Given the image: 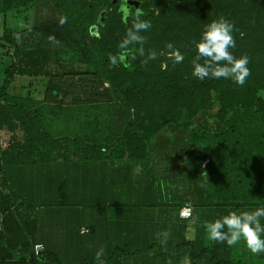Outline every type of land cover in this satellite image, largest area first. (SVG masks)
I'll return each mask as SVG.
<instances>
[{
  "label": "trees",
  "instance_id": "1",
  "mask_svg": "<svg viewBox=\"0 0 264 264\" xmlns=\"http://www.w3.org/2000/svg\"><path fill=\"white\" fill-rule=\"evenodd\" d=\"M34 2L0 0V14ZM53 3L59 16L24 29L27 43L16 42L7 29L0 34V40L12 48L0 84V129L18 126L23 131L22 142L0 144V168L28 159L54 160L57 155L48 150L89 143L68 137L56 139L39 131L36 114L24 110L21 101L6 92L15 74L43 76L48 83L90 86L85 91L90 98L99 94L100 99L121 100L132 108L133 120H127L116 141L108 145L122 150L119 157L126 153L127 157L147 158L150 135L169 131L174 143L182 144H178L179 150L189 149L184 156L194 166L207 158L200 168L203 204L264 206V98L256 95L257 90L264 91V0H127L132 13L139 8L144 14L141 18L151 21L152 27L141 35L146 37L145 51L154 49L158 57L147 65L138 57L129 59V66L117 67L110 66L108 56L119 51L118 45L131 25V16L127 24L123 22L124 0H91L82 4L81 12L72 10L75 0ZM60 16L67 17L62 27ZM219 17L234 26L235 47L230 51L237 57H249L250 75L243 86L228 79L200 80L192 75L190 62L196 53L191 41L199 37L205 24ZM50 35L60 41L59 46L48 41ZM69 41L79 47L85 67L60 57ZM167 42L182 53L183 62L174 65L161 54L166 52ZM103 82L107 87L101 92L92 90ZM82 145L75 157L97 156L87 153ZM149 175L156 183L161 179ZM0 197H5V202L0 201V264H64L44 243L41 253L32 252V244L38 241L23 230L17 213L37 211L36 205L16 203L15 195L1 191ZM187 200L179 198L173 203L179 210Z\"/></svg>",
  "mask_w": 264,
  "mask_h": 264
},
{
  "label": "crops",
  "instance_id": "2",
  "mask_svg": "<svg viewBox=\"0 0 264 264\" xmlns=\"http://www.w3.org/2000/svg\"><path fill=\"white\" fill-rule=\"evenodd\" d=\"M87 87L15 74L6 88L24 110L36 114L39 131L56 139L89 142L48 150L57 155L54 160L2 165L1 193L15 195L16 203L36 205L37 211L17 213L23 230L56 252L64 264L82 260L96 264L94 253L101 246L105 264H264V253L252 254L243 242L228 247L211 241L202 227L204 220L212 221L230 210L256 207L203 204L200 168L207 158L194 166L184 156L189 149L179 150L182 144L174 143L169 131L150 135L147 158L126 153L119 157L122 150L108 145L116 141L126 121L133 120L132 108L121 100L100 99L99 94L90 98ZM106 87L103 82L92 90L101 92ZM22 141L18 126L0 129L1 145ZM81 145L97 156L75 157ZM149 174L161 179L151 181ZM179 198L188 199L190 217L179 216L173 203ZM46 204L54 206H41ZM164 231L170 235L162 244L156 236Z\"/></svg>",
  "mask_w": 264,
  "mask_h": 264
},
{
  "label": "clouds",
  "instance_id": "3",
  "mask_svg": "<svg viewBox=\"0 0 264 264\" xmlns=\"http://www.w3.org/2000/svg\"><path fill=\"white\" fill-rule=\"evenodd\" d=\"M122 12L125 24L128 23L129 16L132 17L131 25L126 28L124 37L118 45L119 51L116 54H109L110 66L117 67L121 64L129 66L127 63L129 59L135 61L138 57L142 58L143 65H147L150 60H156L157 52L154 49L145 51L146 37L141 35L142 32H147L152 27L151 21L141 18L144 14L139 8L132 13L127 0H124ZM66 23V16L58 18V24L61 27ZM233 31V24L224 17H219L205 24L199 37L192 39L191 44L196 54L190 63L192 75L195 78L200 80L228 79L238 86L245 84L250 75L248 68L250 61L246 54L237 57L230 51L235 47ZM47 39L54 45H60V41L55 36L50 35ZM165 49L166 52L161 54L166 55L174 65L183 62L184 56L173 43L167 42ZM262 218H264V207L239 212L230 210L226 215L212 221L204 220L202 227L211 241L226 243L228 247L243 242L252 254L259 255L264 253ZM169 235L170 233L164 231L157 233L156 238L164 244ZM104 256L105 249L101 246L94 253L96 264H105Z\"/></svg>",
  "mask_w": 264,
  "mask_h": 264
},
{
  "label": "rangeland",
  "instance_id": "4",
  "mask_svg": "<svg viewBox=\"0 0 264 264\" xmlns=\"http://www.w3.org/2000/svg\"><path fill=\"white\" fill-rule=\"evenodd\" d=\"M91 0H75L72 6L74 12L83 10L82 4L89 3ZM151 8V6H149ZM59 16L57 8L54 6L53 0H35L34 4L7 10L0 14V34L3 29H7L11 37L16 42L27 40L24 37V29L31 25L38 24L54 19ZM0 84L3 78V70L10 60L11 46L0 40ZM79 47L69 41V45H65L60 52V57L72 61L81 67L86 65L80 62ZM163 67V65H162ZM34 80V78H31ZM256 95L264 98V91L257 90ZM138 103V101H137Z\"/></svg>",
  "mask_w": 264,
  "mask_h": 264
},
{
  "label": "built area",
  "instance_id": "5",
  "mask_svg": "<svg viewBox=\"0 0 264 264\" xmlns=\"http://www.w3.org/2000/svg\"><path fill=\"white\" fill-rule=\"evenodd\" d=\"M178 214L179 216L183 217V218H188L191 216L192 214V208L190 206V204L188 203H184L178 210ZM44 249L43 244L41 242H34L32 244V252L34 255H38L39 253L42 252V250Z\"/></svg>",
  "mask_w": 264,
  "mask_h": 264
}]
</instances>
